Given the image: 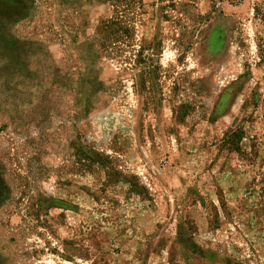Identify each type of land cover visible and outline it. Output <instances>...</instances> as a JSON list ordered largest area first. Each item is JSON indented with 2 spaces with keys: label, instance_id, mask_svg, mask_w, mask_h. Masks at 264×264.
Returning a JSON list of instances; mask_svg holds the SVG:
<instances>
[{
  "label": "rangeland",
  "instance_id": "rangeland-1",
  "mask_svg": "<svg viewBox=\"0 0 264 264\" xmlns=\"http://www.w3.org/2000/svg\"><path fill=\"white\" fill-rule=\"evenodd\" d=\"M0 264H264V0H0Z\"/></svg>",
  "mask_w": 264,
  "mask_h": 264
},
{
  "label": "trees",
  "instance_id": "trees-1",
  "mask_svg": "<svg viewBox=\"0 0 264 264\" xmlns=\"http://www.w3.org/2000/svg\"><path fill=\"white\" fill-rule=\"evenodd\" d=\"M82 159H84V158H82ZM87 159H89L90 161H93L91 158H87Z\"/></svg>",
  "mask_w": 264,
  "mask_h": 264
}]
</instances>
